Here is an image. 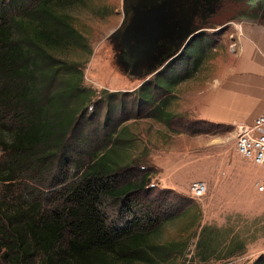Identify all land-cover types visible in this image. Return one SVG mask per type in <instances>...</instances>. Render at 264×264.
<instances>
[{"label":"trees","instance_id":"trees-1","mask_svg":"<svg viewBox=\"0 0 264 264\" xmlns=\"http://www.w3.org/2000/svg\"><path fill=\"white\" fill-rule=\"evenodd\" d=\"M81 1L0 0V134H7L0 136V183L11 193L24 190L16 198L0 199V255L9 264L159 263L182 250L179 242L151 240L159 223L174 217L166 200H189L177 190L150 185L147 160L145 167L143 158L122 163L118 149L124 139L113 137L107 123L113 113L121 115L117 123H124L130 118L127 108L133 107L137 117L145 113L173 131L179 126V131L215 134L224 127L167 109L176 98L173 89L201 63L204 34L195 49H184L154 79L94 102L95 114L105 104L108 112L106 122L90 136L81 128L92 99L83 85V70L53 53L69 45L86 46V38L60 11ZM190 59H195L191 70ZM63 73L67 78L57 89ZM93 137L101 144L90 150ZM46 186L53 187L51 194L42 189ZM110 210L116 212L113 219ZM244 249V241L235 235L222 236L205 225L189 261H226Z\"/></svg>","mask_w":264,"mask_h":264},{"label":"rangeland","instance_id":"rangeland-1","mask_svg":"<svg viewBox=\"0 0 264 264\" xmlns=\"http://www.w3.org/2000/svg\"><path fill=\"white\" fill-rule=\"evenodd\" d=\"M119 8L122 13L119 0H83L60 8L61 12L68 14L70 22L86 38L84 41L86 46L69 45L65 50H57L53 53L68 63L79 64L83 70V85L92 92V99L81 128L85 129V132L88 130L90 136L94 133L97 125L106 122L107 105H102L100 114L97 115L95 114L97 103L94 102H97L100 97L106 98L107 94L111 92L134 90L145 81L155 78V75L146 77L145 75L130 74L121 64L118 58L120 49L117 42L108 37V30L116 28L119 24ZM116 19L117 23L114 24L113 21ZM222 30L224 33L220 35ZM228 32L227 27L213 26V30L202 33L203 36L197 34L188 46L186 52H191L197 47L200 38L204 37L201 39L204 46L203 53L199 57L201 63L196 72L187 78V80L197 79L190 83L193 86L191 90L195 89L204 79L213 75L212 69L215 64L211 62L214 59L213 54L210 53L213 47L211 45H215L219 38L225 40ZM235 45L232 44V48H236ZM194 61L195 59L189 60V70L193 69ZM185 71L186 69L182 72ZM59 78L61 79L55 84L57 89L63 85V78H67L66 73H63ZM186 86L187 83L184 88ZM190 86L186 89H190ZM175 90L174 88L173 93ZM71 104L74 107L78 103L71 101ZM178 106L179 103L175 98L170 101L167 109L182 114L178 112ZM127 111L126 115L129 114L130 118L124 123H117L121 116L119 113H113L112 121L107 123L109 125L107 130L113 134V137L118 136L119 138L120 134L124 139L120 141L123 150L118 149L123 157L122 163L143 158L141 165L145 167L144 163L147 160L152 166L150 185H155L158 189L174 187L189 200L183 202L173 197L166 200L167 204L171 205L168 211L172 212L174 217L161 221L157 231L151 237V240L158 244L172 241L182 243L181 252L165 256V259H161L159 263L133 262L131 264H192L189 259L195 256L198 235L205 225L218 229L222 236L235 235L237 240L244 241L245 244L243 253L226 261L213 257L205 264H257V261H264V190H260V186H264V166H256L254 172L250 171L251 174H255V177L260 178L254 183L260 192L254 191L248 196H238L235 192L228 191L229 187L232 186L231 188L234 189L239 182L248 185L251 183L250 179L252 180L250 172L246 171V164L242 166L243 162L239 163L242 160L247 161V159L237 152L236 127L231 128L224 125L222 128L218 127L215 134H194L179 131L182 130V127L179 126L177 127L178 131H173L166 123L154 117H147L145 113L137 117V110L133 107L127 108ZM107 124L106 126H108ZM123 127L127 130L121 132ZM2 135L7 134L1 133L0 136ZM127 139L128 141H126ZM99 140L98 137H93L89 142L92 144L89 145V149L101 144ZM164 151H173L174 153L169 157L168 153H164ZM3 154L4 151L0 147V160ZM158 159L161 162L164 161L166 165L170 159L175 160L174 167L169 171L167 179L160 178V170L156 165ZM233 161H238V163L235 164ZM232 163H234L233 168H229ZM241 167L243 169L239 171ZM140 168L138 167L139 170ZM214 170H216L215 174L212 172ZM141 174L135 178H141ZM195 180H203L208 186L207 195L201 199L191 196L190 186ZM10 189L0 183V199H7L5 197L7 195L16 198L17 194L24 192L23 188L21 191L17 190L12 193ZM42 189L49 194L53 192V187L46 186ZM176 201L177 204H175ZM108 215L113 219L116 217V212L110 210ZM196 261L200 260L197 258ZM0 264L9 263L0 255Z\"/></svg>","mask_w":264,"mask_h":264},{"label":"crops","instance_id":"crops-1","mask_svg":"<svg viewBox=\"0 0 264 264\" xmlns=\"http://www.w3.org/2000/svg\"><path fill=\"white\" fill-rule=\"evenodd\" d=\"M119 1L121 2L122 13L119 8V24L116 28L123 25L125 19L124 10L128 2V0ZM133 21L134 17L131 18L129 25H127L122 35L128 33L129 30L127 29L134 26ZM113 22L116 24L117 19ZM232 22L233 25L227 28L229 32L225 40H220L219 38L215 45H211L213 47L210 53L211 55L213 54L214 58L211 62L215 64L212 69L213 75L206 76L207 78L200 84L198 82V86L193 90H191L193 86L190 83L197 79H186L175 87L176 90L174 93L176 95V102L179 103V113L186 114L193 119L220 123L234 128L239 123L252 124L255 118L264 112V15L262 14L255 18L239 16V19ZM165 27L162 29L164 36L161 37L160 35L158 39L160 47L186 49L194 40L195 36H197V34H193L184 41H180L176 37L169 38L165 35L172 32L176 34L181 32L179 29L181 28L180 24L175 23L174 26L170 27L166 21ZM116 28L113 27L108 30V37L113 38L112 34ZM205 28L203 33L213 30V28L208 26ZM159 33L162 34L161 30ZM223 33H220V35ZM113 40L117 42L118 48L152 47V40L148 38L139 39L135 37L129 40L130 44H127L128 40L126 41L121 37L119 39L113 38ZM232 44H236V48H232ZM224 47L226 48L224 49ZM186 83V88L191 85L190 89L184 88ZM171 111L173 110L171 109ZM164 153H168L170 157L174 152L164 151ZM233 162L235 164L238 163V161ZM174 163V159H170L167 165L164 161L161 162L160 159L156 161V165L160 170V178L163 180L167 179V175L173 169ZM234 163L229 168H233ZM239 163L242 166L246 164L247 172H254L255 167H259V165L250 162L248 159L247 161L242 160ZM240 169H243V167L239 168V171H241ZM212 172L215 174L216 170ZM249 175L252 178V180L250 179V184L243 185L239 182L234 189L231 188L232 186L229 187L228 191L235 192L238 196H248L254 191H259L254 183L260 180V178L255 177V174L253 175L251 172ZM204 179L209 180L207 178ZM171 189L176 190L174 187H171Z\"/></svg>","mask_w":264,"mask_h":264},{"label":"flooded vegetation","instance_id":"flooded-vegetation-1","mask_svg":"<svg viewBox=\"0 0 264 264\" xmlns=\"http://www.w3.org/2000/svg\"><path fill=\"white\" fill-rule=\"evenodd\" d=\"M143 2L144 0H128L127 7L124 10V28L121 34H123L131 18L136 14L135 8ZM151 4V6L167 4L168 8L172 5L171 17L167 22L170 27L174 26L175 23L180 24L181 28L179 29L181 32L176 34V39L182 36L185 32L183 31V27H187L189 24V31L196 29L195 34H202L206 26L213 28V26L220 25L229 28L233 25L232 21L239 19V16L255 18L262 14L264 15V0H159L156 2L152 1ZM119 49L120 54L118 58L121 60L123 58V55L121 56L122 48ZM181 50L173 60L180 57L184 49ZM124 67L128 68L127 71L130 74L141 76L145 75L148 69L146 66L140 68Z\"/></svg>","mask_w":264,"mask_h":264},{"label":"water","instance_id":"water-1","mask_svg":"<svg viewBox=\"0 0 264 264\" xmlns=\"http://www.w3.org/2000/svg\"><path fill=\"white\" fill-rule=\"evenodd\" d=\"M152 1L156 2L158 0H144L143 3L135 8L136 14L134 15L133 21L135 27L133 26L128 28V33L125 35L121 34L122 29L124 28L122 25L116 28L112 34L114 39H119V37H121L126 41L128 40L127 44H130L129 40L135 37L139 39L148 38L152 40V47H124L121 50L123 60L121 59L120 62L124 66L131 68H140L143 66L148 67L145 72L146 77L159 73L182 51L179 48L171 49L159 46L158 39L160 38V35L161 37L164 36L162 29L166 28V21L171 17L170 12L172 10V5L170 8L167 7V4L161 6H151ZM188 26L183 27V31L185 32L181 37H179L180 41H184L195 34L196 29L189 31ZM160 30L162 34L159 33ZM220 33H223V30ZM175 34L176 33L172 32L165 36L175 38Z\"/></svg>","mask_w":264,"mask_h":264},{"label":"built area","instance_id":"built-area-1","mask_svg":"<svg viewBox=\"0 0 264 264\" xmlns=\"http://www.w3.org/2000/svg\"><path fill=\"white\" fill-rule=\"evenodd\" d=\"M236 136L237 152L245 159L264 166V112L252 124H237ZM260 190H264V186L261 185ZM190 191L193 198L201 199L207 195L208 186L203 180H195L191 183Z\"/></svg>","mask_w":264,"mask_h":264}]
</instances>
